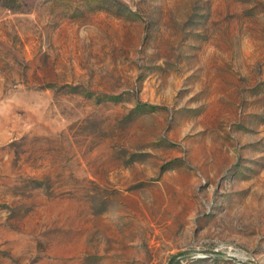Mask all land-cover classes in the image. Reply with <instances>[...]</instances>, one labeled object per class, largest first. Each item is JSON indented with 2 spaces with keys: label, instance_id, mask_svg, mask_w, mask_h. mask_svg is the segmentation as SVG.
<instances>
[{
  "label": "rangeland",
  "instance_id": "1",
  "mask_svg": "<svg viewBox=\"0 0 264 264\" xmlns=\"http://www.w3.org/2000/svg\"><path fill=\"white\" fill-rule=\"evenodd\" d=\"M0 264H264V0H0Z\"/></svg>",
  "mask_w": 264,
  "mask_h": 264
}]
</instances>
